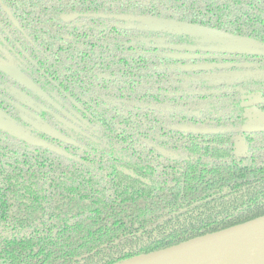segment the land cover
<instances>
[{
    "label": "trees",
    "instance_id": "16d2710c",
    "mask_svg": "<svg viewBox=\"0 0 264 264\" xmlns=\"http://www.w3.org/2000/svg\"><path fill=\"white\" fill-rule=\"evenodd\" d=\"M4 1L47 53L39 59L43 70L83 102L86 118L99 124L105 145L64 144L73 156L68 158L0 131V264H113L264 214V129L197 134L166 127L181 122L241 125L248 120L242 101L251 92L264 96V80L251 81L263 86L247 90V97L226 100L230 108L222 114L188 117L151 108L150 103H180L182 95L166 92L180 86L165 84L173 74L193 72L149 66L195 59L161 56L165 48L139 41L126 47L134 35L157 32L120 27L115 18L126 13L173 18L264 43V0ZM73 12L86 24L59 17ZM137 45L147 52L123 53L122 47ZM153 50L161 55L148 52ZM234 57L221 61L264 62V55ZM92 71L129 77L115 96L137 99L142 106L96 114L94 81L111 80L93 79ZM104 93L111 95L109 86ZM254 105L264 108V100ZM238 139L245 142L242 153L236 152ZM152 144L183 157H165Z\"/></svg>",
    "mask_w": 264,
    "mask_h": 264
},
{
    "label": "flooded vegetation",
    "instance_id": "af4514ba",
    "mask_svg": "<svg viewBox=\"0 0 264 264\" xmlns=\"http://www.w3.org/2000/svg\"><path fill=\"white\" fill-rule=\"evenodd\" d=\"M66 14H73L74 16L70 20H65L63 16H65ZM122 15L137 16L135 14H128V13ZM122 15H117L118 21L116 22V24L118 26L137 28L136 27L138 24L137 22L133 21L129 17L124 19L119 18ZM79 16H81L80 13L73 12V13L61 14L59 17L64 21H71L73 19H77L75 24L78 26L86 24V21L84 19H78ZM148 36L151 37L150 38V40L152 39L151 41L161 40L160 37H164L163 40L168 41V43L170 44H167L165 47V45L156 46V44L152 42L147 43L145 42V39ZM136 41H139L141 44L146 46H152L155 48L163 47L167 51L163 52L162 55H161V51L153 50L148 52L152 54H159L161 56H169L173 59H177V55L179 54H182L183 57H187L190 55H195V56L200 55L196 58H188V57L183 58L187 60L195 59V61L185 62L184 64L213 62V61L217 62L223 59L226 60L228 58H235L233 55L226 58L225 54L219 57L220 54L223 53L204 52L201 49H198L193 52L180 50V52L177 53L176 52L178 51L177 49L167 47L170 45L184 44V43L201 46L199 44L201 42L202 44L203 43L207 44V46H220V44L218 43H207L206 41H200L198 40V38L190 37V36H184V35L176 36L163 32H157L153 34L142 33V34L134 35L130 43L124 42V44L126 45V47L128 46L135 47ZM126 47H122L123 53L125 54L127 53L128 56H131V54L142 55L147 52L146 50H144V48L142 49L138 45L136 46V48L128 49ZM216 53H219L217 54L218 56L216 55ZM41 54L47 55V53L43 50V48L33 39L30 33L21 26L19 19L13 13L12 9L8 6V4L4 0H0V64L4 67H7L8 69L13 70V73L15 74L16 78L23 76L28 80H30L31 83L35 85V88H30L27 87L26 85H22L20 84V82H18V80L15 77L11 78L8 74H6L4 71L0 69V109L4 111L6 114H8L10 117H12L13 121H15L16 124L20 125L21 127H24L33 135L42 138L44 140H47L49 142H52L62 148L64 144L76 145L81 148H87V145L93 147L92 144L90 143L99 144L100 147L105 145L104 139L100 137L98 133L99 124L98 123L93 124L86 118L87 111L85 109L83 102L77 97H75V95L73 96L72 94L68 93L63 86L59 85L57 82L51 79L48 76V74L43 70L42 66L39 63ZM236 57L239 58V56ZM236 63H240V62H236ZM243 63H247V62L244 61ZM251 63L264 64V62L263 63L251 62ZM181 65L182 64H178V63L172 65L171 64L161 65L159 63L153 66H149V68L152 69L153 67L160 71H162L163 69H168V70L170 69V71H174L176 69H180ZM94 67L97 68L98 65L95 64ZM192 74L190 73L189 75ZM91 75L93 76V79L95 78V79L111 80L109 82L110 84L101 83L99 82V80L94 81L96 87L94 88V90H92L93 88H91V91H93L92 94L93 96L99 94V98L92 103L93 111L96 114H100V115L108 114L111 112L110 108L112 107H120L121 109L126 111L130 109L135 110L137 107L142 106L141 102L137 99L129 100L126 98H119L118 96H115L117 92H119V94L121 93L120 90H125L123 83L125 81H128L130 79L129 77L125 78L123 75L115 76L108 74L106 72L104 73L102 71H92ZM185 75L187 74H182L180 76L177 74H173L168 79L167 81L168 84H165L168 87L172 85L173 88H177L178 86H180L179 90L177 91H173V89H171L170 91H168L167 89L166 91L169 93L174 92L175 94L182 95L184 99L180 103L165 101L163 103H150L148 106L151 108L159 109L170 113L180 112L188 117L200 116L202 113L205 112L212 113V111L206 109H202L199 112H193V105H195L196 103H198V101L204 99L205 97L195 100L188 98L189 96L195 94V92H191L190 90L187 91L182 86V82ZM114 79H117L118 81H115ZM261 80L262 79H259V81ZM219 83L221 82L219 81ZM198 84L203 85L197 82L196 85ZM244 84L245 83H243V85ZM106 86H109V90H111V95H107L106 93H104ZM161 86L159 85L158 87ZM203 86H207V87L216 86V88L218 87L217 83L215 85H203ZM154 88H157V86L154 85L153 89ZM216 88L214 87L211 89H216ZM211 89H200V92H198V94L205 95L206 91L209 90L211 91ZM201 91L204 92L202 93ZM224 92L225 90L222 91L220 94H223ZM233 92L235 91H231L229 93H233ZM75 93L78 94L81 98L83 97L80 89H77ZM234 96L235 95H233V98H231L230 100L234 99ZM180 108H182V110ZM183 108L189 109V111L186 112L183 110ZM222 113L225 112H221L218 114H222ZM212 114L215 115L216 113H212ZM25 119L27 121H25ZM28 120L48 123L49 125L56 128L58 131L69 136V138H71L74 144L60 141L58 139L52 138L46 134H43L33 129L29 124ZM81 123L89 124L90 127L94 129V132H89L90 134L92 133V136H94V138L87 135L85 131H84L85 133L81 131L80 127L83 126ZM175 126L176 124H168V125L166 124V127H170L173 129H175ZM22 143L28 146H33L24 142ZM152 145H154L155 148L156 146H159L158 144H152ZM99 148H95V149H99ZM179 154L181 157H183L181 153Z\"/></svg>",
    "mask_w": 264,
    "mask_h": 264
},
{
    "label": "water",
    "instance_id": "95a60500",
    "mask_svg": "<svg viewBox=\"0 0 264 264\" xmlns=\"http://www.w3.org/2000/svg\"><path fill=\"white\" fill-rule=\"evenodd\" d=\"M73 16V14H66L63 18L65 20H70ZM115 17L118 18V16ZM128 17L138 23L136 26L138 29L144 31L163 32L176 36H190L198 38L200 41H206L207 43L220 44V46H199L184 43L167 46L177 49L179 52L180 50L193 52L201 49L204 52H221L225 54L226 58L229 57L227 54L264 55V43L250 37L234 35L223 30L172 18L147 15H122L119 18L124 19ZM198 56L200 55H190L187 57L196 58ZM187 57H183L182 54L177 55L178 59ZM248 65H255V63H236L230 61L189 63L182 64L180 70L197 73L201 71L208 72L214 69H229L232 67L239 69ZM0 69L11 78H16L13 70L8 69L1 64ZM220 74L221 76H240L241 71L233 70L228 73L220 71ZM16 79L22 85L35 88V85L23 76ZM213 85H215V83H213ZM206 93H210V91H206ZM25 121L27 120L25 119ZM28 121L33 129L60 141L74 144L69 136L58 131L48 123L33 120ZM175 129L183 132L206 134L232 131L251 132L262 130L264 129V126L253 124L248 118L246 122L238 126H216L181 122L176 124ZM0 131L29 145L42 147L68 158H73L72 154L62 147L39 138L24 127L16 124L12 117L1 109ZM155 149L165 157L173 159L181 157L178 152L161 146H156ZM123 171L135 176L132 171H129L126 168H124ZM113 264H264V214L215 231L190 237L166 247L147 253H141Z\"/></svg>",
    "mask_w": 264,
    "mask_h": 264
},
{
    "label": "rangeland",
    "instance_id": "374dc122",
    "mask_svg": "<svg viewBox=\"0 0 264 264\" xmlns=\"http://www.w3.org/2000/svg\"><path fill=\"white\" fill-rule=\"evenodd\" d=\"M150 38L151 37L148 36L145 39V42L155 43L156 46L165 45V47L167 44H170L168 43V41L163 40L164 37H160L161 40H154V41H151L152 39L150 40ZM199 44L201 46H207V44L205 43L202 44V42ZM176 52L178 53L179 51H176ZM217 54L219 53H216V55ZM221 55H224V54H220L219 57H221ZM227 56L230 57L232 55H227ZM233 70L235 71V68L234 69L229 68V69H223V70L214 69L208 72L201 71V72L193 73L192 75H189V74L185 75L183 82H182V86L187 91L190 90L191 92H195V93L200 92V88L195 87L197 82L203 85H213V83L215 84L217 83L218 85L216 89H211L212 92L209 90L210 93H206L207 95H205L204 99L198 101V103L193 105V112H199L202 109L210 110L212 111V113H216V114L221 113V112H227L230 106L226 105V100H230L231 98H233L232 95H227V92L235 91L236 95L234 96V98H237V99L241 97L245 98L247 90L249 91L257 87L260 88L263 86V85L261 86V85H255V84L250 85L251 84L250 82L251 80L254 81L256 79L264 80V64L255 63V65H248L246 67H241L239 69L236 68V70L241 71L240 76H236V75L221 76L220 74V71H224L228 73V72H232ZM219 81L221 83H219ZM239 82L245 83L244 84L245 86L243 85V83L240 84ZM224 90L226 93L220 94ZM201 92L203 93L204 91H201ZM263 100H264V96H261L257 92H251L248 98L242 101L243 104L248 105L245 109V114L247 115L251 123L255 125L264 126V108L262 107L260 108L257 105H254L256 102L263 101ZM180 109L182 110V108ZM183 110L186 112L189 111V109H186V108H183ZM81 124L83 125L80 127L81 131H83V133L86 132L87 135L94 138V136H92V133L91 134L89 133V132H94V129L90 127L89 124H86V123H81ZM90 144H92V146L95 148L100 147L99 144H93V143H90ZM244 149H245L244 140L238 139L236 141V152L242 153L244 152Z\"/></svg>",
    "mask_w": 264,
    "mask_h": 264
}]
</instances>
